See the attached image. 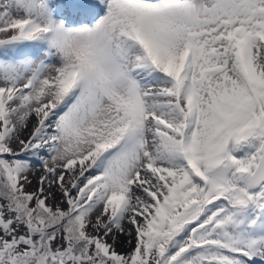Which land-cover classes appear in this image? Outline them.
Here are the masks:
<instances>
[{
	"label": "snow or ice",
	"instance_id": "snow-or-ice-1",
	"mask_svg": "<svg viewBox=\"0 0 264 264\" xmlns=\"http://www.w3.org/2000/svg\"><path fill=\"white\" fill-rule=\"evenodd\" d=\"M0 264H264V0H0Z\"/></svg>",
	"mask_w": 264,
	"mask_h": 264
},
{
	"label": "rangeland",
	"instance_id": "rangeland-1",
	"mask_svg": "<svg viewBox=\"0 0 264 264\" xmlns=\"http://www.w3.org/2000/svg\"><path fill=\"white\" fill-rule=\"evenodd\" d=\"M26 135V134H25ZM42 174V170L38 171L35 175H30V179L32 180V184L28 186V190L32 191L35 190L37 185V180L39 175ZM127 237H120V242L117 244V251L121 253H127L131 250V246L127 245ZM111 242V241H110Z\"/></svg>",
	"mask_w": 264,
	"mask_h": 264
}]
</instances>
